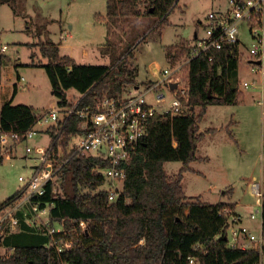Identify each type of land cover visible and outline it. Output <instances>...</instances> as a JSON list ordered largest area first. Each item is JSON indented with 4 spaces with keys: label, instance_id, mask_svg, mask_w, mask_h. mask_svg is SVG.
<instances>
[{
    "label": "trees",
    "instance_id": "trees-1",
    "mask_svg": "<svg viewBox=\"0 0 264 264\" xmlns=\"http://www.w3.org/2000/svg\"><path fill=\"white\" fill-rule=\"evenodd\" d=\"M25 1L0 0V5H8L14 16H20ZM178 1L106 0V19L113 26L133 18L150 17L157 19L154 29L166 27ZM53 22L46 20L37 25L36 36ZM38 46L46 62L35 67L44 70L60 106L67 105L69 90L83 96L80 106L93 105L135 83L137 69L128 68L130 50L121 60L110 57L107 65H88L60 55L58 45L49 39ZM164 48L170 64L186 58L190 51L184 40ZM6 63V56L0 55V75ZM237 68V45L200 55L189 62L184 78L189 86L190 111L179 116L156 114L149 119L145 137L125 166L122 193L114 202L101 189L105 181L95 171L107 167L106 162L93 156H65V149L59 158L58 145L65 146L70 135L78 130V117H71L57 132L47 130L54 145L52 156L58 164L64 158L67 162L61 171L60 192L52 194L48 185L40 201L53 203L49 219L62 227L53 238L62 241L64 251L45 247L49 237L26 229L4 238L2 244L12 252L0 255V264H189L191 257L199 264H260L257 251L230 249L223 238H217L226 226V219L218 213L234 210L233 205L204 203L197 197H187L181 185L189 164L200 159L196 153L204 135L215 131H200L199 123L206 108L235 105L241 97L236 88ZM17 93L15 83L10 99L0 108V133L22 134L35 122L33 108L12 104ZM167 162H181L182 167L170 176L164 170ZM15 194L0 202V208ZM260 198L264 221V195Z\"/></svg>",
    "mask_w": 264,
    "mask_h": 264
},
{
    "label": "rangeland",
    "instance_id": "rangeland-1",
    "mask_svg": "<svg viewBox=\"0 0 264 264\" xmlns=\"http://www.w3.org/2000/svg\"><path fill=\"white\" fill-rule=\"evenodd\" d=\"M227 3L228 0H179L167 18L171 24L156 29L153 28L156 18H144L142 24L136 25L133 19L113 26L108 24L107 29L104 24L106 0H26L24 10L16 17L8 5H2L0 30H3L0 34V44L7 45L5 55L11 63L8 64L7 60L8 65L3 69L0 97L12 92L16 76L12 71V64L30 61L31 53L33 65L18 68L19 75L23 76L25 81L22 84L24 88L18 89L13 103H29L35 107V113H43L58 102L52 94L44 70L35 67L46 62L41 58L38 46L39 42L46 39L60 43V53L71 55L78 64L107 65L110 57L121 60L130 50L128 68L132 71L137 69L135 84L143 86L149 81H158L161 72L170 65L164 47L177 45L180 36L183 38L181 40L187 41L191 47L194 43V32L198 33V36L203 35L207 15L214 11H224ZM46 20L54 22L37 37V25ZM262 27L264 29V17ZM239 41L242 55L238 57L235 79L241 97L235 105H209L206 108L199 128L201 131L207 128L215 131L204 135L196 153V156L202 159L189 164L192 171L188 170L183 174L181 185L187 197H197L204 203L232 201L237 205L240 214L248 218L249 214L259 208L258 195L253 191L252 185H257L260 197L264 195V73L256 75V88L242 85L255 77L246 61V49L251 39L245 26L240 27ZM19 43H32L29 46L30 51ZM160 87L158 90L162 91L164 86ZM66 94L69 103L79 95L74 90H69ZM146 101L154 103L152 93L147 96ZM171 101L172 97L166 93L164 106H169ZM157 109L162 111L165 108L157 106ZM195 111H198V108ZM45 128L46 126L39 127L41 133L27 141L6 142L5 153L0 154V202L18 191L21 187L18 181L20 176L31 175L38 156L33 151L26 154L25 149L47 147L50 136L42 132ZM181 167V162L164 163V170L170 176L177 174ZM60 181L56 183V194L60 192ZM103 188L106 189L107 186ZM259 218L260 214L254 221L248 218L249 227L256 233L259 230ZM51 227L62 229L57 223ZM23 230L26 229L22 228ZM7 231L3 234L10 236L17 231L22 232ZM10 252L11 249L6 247L0 251L5 256ZM260 264H264V257L261 258Z\"/></svg>",
    "mask_w": 264,
    "mask_h": 264
},
{
    "label": "built area",
    "instance_id": "built-area-1",
    "mask_svg": "<svg viewBox=\"0 0 264 264\" xmlns=\"http://www.w3.org/2000/svg\"><path fill=\"white\" fill-rule=\"evenodd\" d=\"M264 17V0H228L224 11H214L207 15L203 26V35L196 36L190 47L189 55L181 62L172 63L161 72L158 81H149L143 86L126 85L120 93L113 97L104 96L93 105L80 106L83 97L79 94L74 101L66 106L57 103L47 112L35 113V122L25 133H0V154L6 151V142L20 143L32 139L42 131L63 128L71 117L77 116V131L71 134L67 144L63 147L58 145L59 158L65 156H93L106 162L107 167L96 168L104 178V185L108 192L110 202L116 201L122 193L125 178V166L132 155L137 152L141 141L145 137L147 124L151 117L156 114L179 116L190 111L187 105L189 86L184 78V72L189 62L194 58L210 52L222 50L225 47L237 45L238 57L242 55L240 49V27L245 26L251 43L246 49L248 67L254 74L250 81L242 83L244 87L256 88L258 80L256 75L263 74L264 66V29L262 21ZM6 45H0V55L6 52ZM24 80L23 77L20 78ZM172 84H176L174 88ZM18 86V84H17ZM164 86L163 90L158 88ZM19 87V86H18ZM20 88H24L23 85ZM166 90V92H165ZM153 94L154 103L146 101L147 96ZM166 93L172 97L169 106L165 107ZM68 100V99H67ZM158 107L165 109L159 111ZM50 136L46 148L36 147L33 150L26 148V154L32 151L38 158L32 167L29 177L18 178L21 187L15 197L0 208V237L7 230L15 232L22 226L36 233H42L49 237L47 248H55L57 252H63L62 241L53 236L62 229L51 227L49 219L50 209L53 203H41L48 185L51 193L56 194V183L61 180V171L67 158L57 163L53 150V140ZM52 142V143H51ZM0 155V156H1ZM259 207L249 215L254 221L259 218V230L245 225L241 217L234 210L224 209L218 214L226 219V226L217 238H224L226 246L230 249L254 250L259 253L260 260L264 257V221L261 216V198L257 186L252 185ZM43 204V205H41ZM8 232V231H7ZM6 233V232H5ZM189 264H199L194 257L188 258Z\"/></svg>",
    "mask_w": 264,
    "mask_h": 264
},
{
    "label": "crops",
    "instance_id": "crops-1",
    "mask_svg": "<svg viewBox=\"0 0 264 264\" xmlns=\"http://www.w3.org/2000/svg\"><path fill=\"white\" fill-rule=\"evenodd\" d=\"M3 5H5V4H3ZM0 6H2V5H0ZM13 16H14V14H13ZM14 17H16V16H14ZM144 18H149V19H153V18H150V17H138V18H133V22H134V24L136 25V24H142L143 22H144ZM126 23V22H125ZM105 26H106V28H107V26H108V24H109V22H108V19H106L105 20ZM131 24H133L132 22H131ZM171 23H169V21H168V25H170ZM129 29H130V26H129ZM136 29V28H135ZM134 28H133V30H135ZM3 30V29H2ZM2 30H0V34H1V32H2ZM198 35V33H196V32H194V39H195V37ZM160 36V35H159ZM181 39H183L181 36L180 37H178V41H181ZM53 42V41H52ZM54 43V42H53ZM19 44H22V46H24V47H26V49L28 50V51H30L29 50V46L32 44V43H19ZM55 44H57L58 45V48H59V52H60V43H55ZM1 45V44H0ZM176 45V44H175ZM171 46H174V45H171ZM6 47H7V45H6ZM8 49V48H7ZM7 49H6V52H7ZM5 52V53H6ZM5 53H4V55H5ZM16 53H17V51H16ZM60 55H62L61 53H60ZM6 56V55H5ZM64 56H68V57H70V58H72L74 61H75V63H77L76 62V60L71 56V55H64ZM29 60L30 61H28V62H26V63H14V64H12V71L15 73V74H17L18 75V79H16V76H15V78H14V80H13V84H12V86L15 84V83H17L18 84V89H20V86L24 83V81H25V79L23 80V81H21L20 80V78L21 77H23V76H21V75H19V70H18V68L19 67H21V66H28V65H30L31 64V61H32V59H33V55L30 53V55H29ZM6 60H9L8 62V64H10L11 63V61H10V59L6 56ZM7 63L4 65V66H2V68H1V75H0V86H1V81H2V75H3V69L8 65ZM78 64V63H77ZM16 67V68H15ZM9 77H11L10 76V74H9ZM16 79V80H15ZM15 81V82H14ZM134 85H136L135 83H134ZM10 96H11V93H9V94H7V95H5L4 97H0V108H1V106H2V104L4 103V102H6L7 100H9L10 99ZM15 98V97H14ZM12 104L13 105H15L13 102H12ZM17 104H24V105H27V106H30L31 108H33V110H34V112H35V107L32 105V104H29V103H17ZM208 129V128H207ZM207 129H205V130H207ZM204 130V131H205ZM201 131V130H200ZM204 131H201V132H204ZM202 158H200V160H201ZM189 170L190 171H192V169L189 167ZM257 186V185H256ZM252 189H253V187H252ZM257 189H258V187H257ZM229 195V194H228ZM200 201V200H199ZM221 202V201H220ZM219 203V202H218ZM222 203H229V204H232L233 205V209H234V211H235V213H237L240 217H241V219H242V221L245 223V224H248V226H249V220H248V218H245L244 216H242L241 214H240V212H239V210H238V208H237V205L235 204V203H233L232 201H229V200H223L222 201ZM250 215V214H249ZM244 217V218H243ZM22 228L23 229H28V228H26V227H24V226H22L21 228H19V231H22ZM18 233H20V232H16V233H14V234H12V235H15V234H18ZM6 236H8V235H3V237L1 236L0 237V251H2L3 249H4V245L2 244V241H3V239L5 238ZM6 248H8V247H6ZM11 249V248H10ZM11 252H12V249H11ZM11 252L9 253V254H11ZM8 254V255H9ZM0 255H2V256H5V255H3V254H1L0 253Z\"/></svg>",
    "mask_w": 264,
    "mask_h": 264
},
{
    "label": "water",
    "instance_id": "water-1",
    "mask_svg": "<svg viewBox=\"0 0 264 264\" xmlns=\"http://www.w3.org/2000/svg\"><path fill=\"white\" fill-rule=\"evenodd\" d=\"M176 86V84H172L171 87L174 88ZM224 239V238H223ZM225 240V239H224Z\"/></svg>",
    "mask_w": 264,
    "mask_h": 264
}]
</instances>
